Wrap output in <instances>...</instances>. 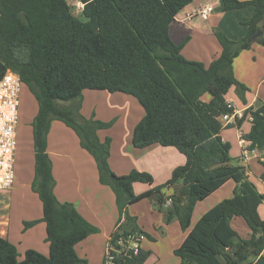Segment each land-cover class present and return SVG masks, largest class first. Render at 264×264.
I'll return each instance as SVG.
<instances>
[{"label":"trees","instance_id":"1","mask_svg":"<svg viewBox=\"0 0 264 264\" xmlns=\"http://www.w3.org/2000/svg\"><path fill=\"white\" fill-rule=\"evenodd\" d=\"M74 13L69 0H0V79L7 70L17 73L38 103L31 122L34 145L32 187L42 202V217L24 221L23 231L39 222L46 224L49 253L29 248L20 259L17 245L0 235V264H88L76 246L99 228L75 205L60 201L54 188L53 164L48 148L52 122L58 119L78 135L81 146L95 159L99 181L111 187L125 233L140 232L131 204L158 196L168 203L167 220L178 218L184 238L173 253L180 264H264V217L259 212L264 193L250 179L247 168L231 155V142L222 132L250 123L241 135L248 148L264 152V102L247 107L234 124L223 126L221 117L231 112L227 98L235 87L241 101L249 88L235 76L233 63L254 41L264 44V0H222L223 10L252 6L246 22L248 34L231 39L216 32L221 53L209 65L186 58L182 49L189 37L177 44L170 27L177 14L193 0H79ZM261 28L254 41L249 37ZM86 89L121 92L135 97L144 115L135 125L132 144L143 149L153 144L174 147L186 160L171 177L140 194L134 184H153L151 173L131 170L118 175L110 167L112 138L101 140L99 129L113 122L88 119L79 114ZM209 95V100H203ZM76 100L72 104H60ZM264 182V155L257 159ZM233 184L228 197L205 212L193 224L197 205ZM182 183L172 194L171 185ZM166 189V190H165ZM168 189V190H167ZM242 217L250 228L243 238L232 225ZM179 237V236H177ZM151 250L131 253L118 264H144Z\"/></svg>","mask_w":264,"mask_h":264},{"label":"rangeland","instance_id":"2","mask_svg":"<svg viewBox=\"0 0 264 264\" xmlns=\"http://www.w3.org/2000/svg\"><path fill=\"white\" fill-rule=\"evenodd\" d=\"M69 3L72 5L74 13L79 14L83 7L82 2L79 0H69ZM250 48V50H242L233 63L236 78H245L247 80L246 85L248 88L254 86L258 76L261 74V69L264 70V44L260 41H254ZM182 54L190 60L203 62L205 65H209L214 59L211 39L209 37L204 38L198 36L189 42L187 48L182 49ZM254 69H256V71H254ZM242 83H244V80ZM233 92H235V87L231 89V95ZM77 101L80 102L81 106L79 108V114L82 116L87 117L88 119L113 122L110 127L98 130L99 134L103 137H105L106 132H111V135H114L115 139H119L120 136H124L126 139V136L131 133L130 139L132 140L133 129L137 121H139L145 113L143 107L135 97L121 92L86 89L82 93V99ZM77 101L73 100L65 103L60 102V104H72L71 106L74 107L73 105H75V102L78 103ZM37 112V100L29 89L25 85H22L20 89L19 120L17 126V153L14 169L15 180L12 189L0 191V233H3L5 229L6 222L3 221H6L7 214L11 216V228L15 234H19V230L24 228V221H28L29 219H39L42 217V202L32 187L34 180L35 157L31 122ZM52 123H54V128L51 133L50 147L48 146L47 151L49 153V149H51L50 158L52 164L54 163V174L60 181L57 185V190L63 197H74L72 185L68 184L67 181L69 176V162H71L70 156L68 155H74L75 159L73 147L75 131L58 119L53 120ZM230 128L234 127H229L227 129ZM130 144L132 146L131 141ZM231 145V155L234 156L240 152V148L237 147L235 143H231ZM112 147L116 149V145H113ZM135 150L139 151V149ZM174 150L178 155L185 158L184 154L179 152L176 148H174ZM55 152H62V154H56ZM262 155H264V153L258 151V156L249 160L245 167L247 168L250 179L253 180L257 184L258 189L264 193V182L260 181V166L257 161ZM138 157L144 162L150 164L158 161L154 154H149V160L146 156L142 157L139 155ZM165 159H167L166 156ZM169 159L173 161L178 160L177 157L174 158L172 156ZM236 159L238 161V157H236ZM64 166L67 167L66 171L62 170ZM157 181L158 179H154V185L152 187L158 186ZM177 186H182V183H177ZM138 187H143V190H146L148 189L149 184H135L134 192L136 194L139 191H143L141 188L138 190ZM231 189L232 188H230V190L226 189L224 193H215L207 200L202 201L194 212L192 218L193 224L196 223L205 212L210 210L224 198L228 197L231 193ZM169 194L172 193L170 192ZM157 199L158 196L156 195L145 198L134 205L132 204V208H130V211L128 212L130 215L136 213L138 219L141 220L140 224L144 226L147 225L146 228H148V231L152 232L153 236L157 238L156 240L146 241V246L154 253V255L150 256L144 264H180V259L173 253L174 248H176L179 243H175L171 237H166V235L160 230L155 232L154 225H160L161 221L163 224V222H165L164 218L167 217V209L164 206V203H159ZM259 212L261 216L264 217V202L260 206ZM238 219L239 221H232V225L241 237L248 238L251 233L250 228L242 217H239ZM236 222H240V226H236ZM45 235V222L41 221L33 227V231L27 234L26 238L22 239L23 241L20 244H16L20 253L19 258H24V253L30 244L33 246V249H38L39 251L46 250L48 253L49 244L46 242V246L45 242H42V238ZM177 235L179 234H173L174 237ZM94 236H99V234H94L88 241L86 240L83 243L78 244L76 249L82 257L89 262V264H99V262L104 264L106 260V243L101 252L99 244L97 243L98 241H92L96 239H91L97 238Z\"/></svg>","mask_w":264,"mask_h":264},{"label":"crops","instance_id":"3","mask_svg":"<svg viewBox=\"0 0 264 264\" xmlns=\"http://www.w3.org/2000/svg\"><path fill=\"white\" fill-rule=\"evenodd\" d=\"M207 6L211 8V11L208 18L203 19L200 16L199 12ZM253 13H254V8L252 6L245 7L242 9L224 11L222 0H193L190 4L184 7L177 14L174 21L171 24L170 34L172 39L177 44L181 43L185 38L189 37L188 42L185 44L183 48H187L189 42L194 40L198 36L204 38L209 37L213 45L214 58H216L221 53V46L216 37V32L220 30L226 33L231 39L234 40H240L244 38L249 31L246 22L251 19ZM254 71H256V69H254ZM238 78H239L238 79L239 82H242L244 80V83L246 85L247 80L245 78H240V77ZM245 97L247 99V105H245L241 101L235 90V92H233L232 95L230 92V95L228 96L227 100L234 101L237 108L239 110H242L243 112L247 107L251 105L257 107L262 102H264V70L263 69H261V74L258 76L256 82L254 83V86L249 88ZM209 98H210L209 95H204L202 97L203 100H209ZM139 121H137V123ZM249 127H250V123L247 122V123H243V125L240 128L238 127L237 128L234 127L230 129L226 128L222 132L223 138L225 140H228L231 143H235L236 146L240 148V152L234 155L233 157L235 158L238 157V161L235 160L234 163H238L243 166L247 165V162H249V160H244L243 157L241 156V152L245 147L248 146V142L243 141V139L241 138V134L245 133L249 129ZM53 128H54V123H52V127L48 135L49 147H50L51 133ZM130 135L131 133H129V135L126 136V139L124 138V136L123 137L120 136L119 139L118 138L115 139V136L111 135V132H106L105 137L99 134L101 140H104L107 136H110L112 138L109 164L111 169L118 175L127 174L133 169H138L140 171H146L151 173L155 180L158 179L157 184L160 185L166 182L171 177L174 169L177 166L183 164L186 160V158L177 154V152L174 150V147H165L160 144H153L146 148L139 149V151L135 150L138 148H135L133 144H132L133 147L131 146L130 141L132 143V140L130 139ZM113 145H116V149L112 147ZM73 147H74L75 159H74V155H68L70 156L71 162H69L70 166H69V173H68L69 176L67 183L72 185L74 191V197H63L60 193H58L57 185L60 183V181L58 177H56L54 174V163H53V174L56 179L55 194L60 201L72 202L75 205L76 209L79 211V213H81L88 221H90L93 225L99 228V232L95 233V234H99V236H94L97 238H91V239H96L92 241H96V242L98 241L97 243L99 244V248L101 249L102 252L105 243L107 244L109 237L115 230V227L119 222H123L125 220V217L123 216L120 219L119 210L115 203V195L111 187L100 183L95 159L86 149H84L81 146L79 137L78 135H76V133H75V140ZM50 150L51 149H49V154L51 156ZM55 153L62 154V152H55ZM149 154H154V156H156L155 158L158 161L153 162V164H150L144 162L138 157L139 155L142 157L146 156L147 159L149 160ZM165 156L167 159H165ZM171 156L174 158L177 157L178 160L177 161L170 160L169 158ZM254 158L255 157H252L250 160ZM62 170L66 171L67 167L64 166ZM150 185L151 184H149L148 189L153 188L152 186L154 185V183L151 186ZM232 186H231V182H229L215 193H224L226 189L230 190ZM178 187L180 188L181 186H177V184L171 185L170 189L169 190L167 189L168 194L170 192L171 193L175 192L176 189L178 190ZM140 188L141 190H143V187H138V190H140ZM146 190L139 191L137 194H140ZM200 203L197 205L196 209L199 207ZM131 205L128 207V212L130 211V208H132ZM164 206L167 207L166 204ZM131 216L136 217V225L138 226L139 231L144 230L148 233L150 232L148 231V228H146L147 225L144 226L140 224L141 220L138 219L136 213L132 214ZM6 218H7L6 221H3L6 222L5 229L3 233H0V235L9 238L15 244H20L23 241L22 239L26 238L27 234L33 231V227H32L26 231H23V229L19 230V234L18 233L15 234V232H13L11 228V216L7 214ZM164 221L165 222H163V224L161 221L160 225L157 224L154 225L155 232L160 230L163 234L166 235V237L169 238L171 237V239L175 243H180L184 238V235L181 233L179 221L176 218H174L170 223L168 222L167 218H164ZM232 221H239V219L233 218ZM235 225L240 226V222H236ZM45 230H46V224H45ZM174 233H178L179 235L177 236L179 237L177 236L174 237L173 236ZM150 234H152L153 236L152 232H150ZM92 235H90L80 243H83L86 240L88 241ZM45 238L46 235L42 238V242H45L46 245ZM156 239L157 238L153 236V240ZM147 240H151V239L146 238V240H144L143 248L146 250H150L146 246ZM28 248H33V246L30 244ZM40 252L43 254L49 253V251L47 253L46 250ZM77 252L82 257V255L79 253L78 250ZM152 253L150 254V256L154 255V253L153 254ZM99 264H102V262L101 263L99 262Z\"/></svg>","mask_w":264,"mask_h":264},{"label":"built area","instance_id":"4","mask_svg":"<svg viewBox=\"0 0 264 264\" xmlns=\"http://www.w3.org/2000/svg\"><path fill=\"white\" fill-rule=\"evenodd\" d=\"M210 11L211 8L207 6L199 14L203 19H207ZM20 89L21 80L19 75L7 70L0 79V191L12 189L15 180L14 169L17 153ZM226 103L232 111L222 115L221 120L224 127L234 124L236 119L243 115V111L237 108L234 101L227 100ZM248 146L241 152L244 160H250L252 157L258 156V150L250 149ZM170 204L169 200L167 205L170 206ZM121 223L117 224L108 239L104 264H118L117 262L120 259L130 256L131 253L139 254L141 250L145 235L140 232L125 233L121 230Z\"/></svg>","mask_w":264,"mask_h":264},{"label":"water","instance_id":"5","mask_svg":"<svg viewBox=\"0 0 264 264\" xmlns=\"http://www.w3.org/2000/svg\"><path fill=\"white\" fill-rule=\"evenodd\" d=\"M262 34V29L259 28L257 30L256 33L252 34L250 37H249V41H254L258 36H260Z\"/></svg>","mask_w":264,"mask_h":264}]
</instances>
